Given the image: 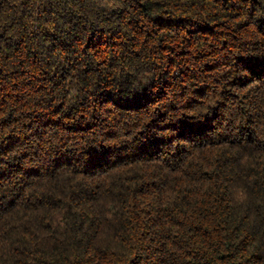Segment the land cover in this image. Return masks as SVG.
<instances>
[{
  "label": "trees",
  "instance_id": "1",
  "mask_svg": "<svg viewBox=\"0 0 264 264\" xmlns=\"http://www.w3.org/2000/svg\"><path fill=\"white\" fill-rule=\"evenodd\" d=\"M0 264H264V0H0Z\"/></svg>",
  "mask_w": 264,
  "mask_h": 264
},
{
  "label": "clouds",
  "instance_id": "2",
  "mask_svg": "<svg viewBox=\"0 0 264 264\" xmlns=\"http://www.w3.org/2000/svg\"><path fill=\"white\" fill-rule=\"evenodd\" d=\"M238 195H242V194H238Z\"/></svg>",
  "mask_w": 264,
  "mask_h": 264
}]
</instances>
